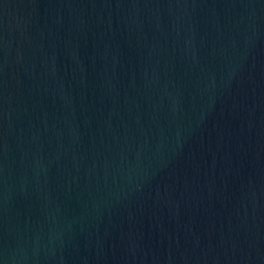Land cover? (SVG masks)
I'll list each match as a JSON object with an SVG mask.
<instances>
[{
    "label": "water",
    "instance_id": "obj_1",
    "mask_svg": "<svg viewBox=\"0 0 264 264\" xmlns=\"http://www.w3.org/2000/svg\"><path fill=\"white\" fill-rule=\"evenodd\" d=\"M0 264H264V0H0Z\"/></svg>",
    "mask_w": 264,
    "mask_h": 264
}]
</instances>
